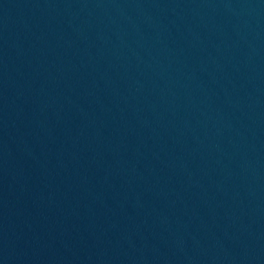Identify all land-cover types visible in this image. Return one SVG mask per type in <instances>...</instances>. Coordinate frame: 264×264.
Listing matches in <instances>:
<instances>
[{
  "label": "water",
  "instance_id": "obj_1",
  "mask_svg": "<svg viewBox=\"0 0 264 264\" xmlns=\"http://www.w3.org/2000/svg\"><path fill=\"white\" fill-rule=\"evenodd\" d=\"M0 264H264V0H0Z\"/></svg>",
  "mask_w": 264,
  "mask_h": 264
}]
</instances>
